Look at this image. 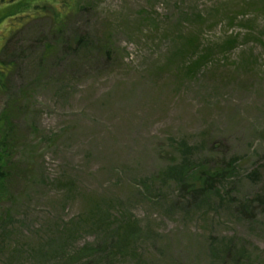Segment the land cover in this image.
<instances>
[{"label":"rangeland","instance_id":"rangeland-1","mask_svg":"<svg viewBox=\"0 0 264 264\" xmlns=\"http://www.w3.org/2000/svg\"><path fill=\"white\" fill-rule=\"evenodd\" d=\"M20 5L0 264H264V0H34L12 31Z\"/></svg>","mask_w":264,"mask_h":264},{"label":"trees","instance_id":"trees-1","mask_svg":"<svg viewBox=\"0 0 264 264\" xmlns=\"http://www.w3.org/2000/svg\"><path fill=\"white\" fill-rule=\"evenodd\" d=\"M9 2H14L16 0H8ZM21 2L20 10L21 11V18L18 20H14L12 22V31L17 30L16 23L24 22L27 18H29L30 13L29 7L33 6L34 0H19ZM4 15L1 16V18ZM6 18H13V16L5 15ZM236 37H232L228 44V48H232L235 44ZM227 46V45H226ZM200 58H204L201 56ZM201 63V62H200ZM195 64L199 65V61H195ZM0 70H2V74L7 72L8 70H4L3 67L0 65ZM0 81H1V74H0ZM2 124L1 127H5L4 131L0 133V205L9 200L11 197V192L9 191L10 184L13 178L14 170L18 164L16 163V150H17V143H18V135L14 132V128L12 125V121L4 114L2 117ZM221 170H217L216 168L211 170H205L202 172H197L191 174L192 185L186 186L187 189L191 191L200 192L203 187L213 182L218 176H221ZM184 185V184H183ZM182 185V186H183Z\"/></svg>","mask_w":264,"mask_h":264}]
</instances>
